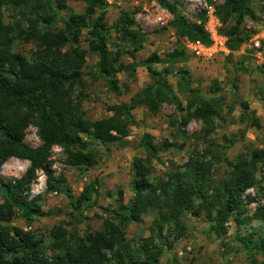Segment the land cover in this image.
Instances as JSON below:
<instances>
[{
	"label": "trees",
	"instance_id": "16d2710c",
	"mask_svg": "<svg viewBox=\"0 0 264 264\" xmlns=\"http://www.w3.org/2000/svg\"><path fill=\"white\" fill-rule=\"evenodd\" d=\"M74 1L84 5L83 14L71 13L66 0H0V172L10 159L29 163L19 179L4 180L0 175V264H160L164 253L183 238L185 217L202 219L217 238L227 236L233 225L239 246L264 257V150L248 146L235 160L226 158L229 147L213 138L216 123H226L219 87L213 86L207 99L191 90L195 103L184 109L167 81L169 68L187 62L184 49L172 51L164 59L135 63L147 41L135 13L122 11L109 25L107 0ZM154 1L171 16L169 28L177 42L198 43L204 48L212 45L205 29L206 12L190 19L177 0ZM254 2L224 0L213 7L220 25L217 34L226 40L230 53L238 52L257 34L246 27V23L258 25L263 20L264 7L257 8ZM22 46H30V50L24 52ZM124 55L131 65H121ZM88 58L95 63L86 74ZM156 64L164 66L163 71H157ZM139 66L147 70L149 86L127 103L109 107V117L90 120L81 106L87 98L82 93L85 77L104 81L120 95L117 74L125 71L134 78ZM176 73L188 86V73ZM164 104L180 113L181 127L191 120L201 123L197 140L205 146L203 151L154 181L153 162L161 164V160L151 137L146 136L140 143L146 158L132 161L133 197L124 203L119 194L114 204L104 208L99 230L79 228L99 196L96 182L90 181L80 195L68 196L72 223L37 234L34 224L50 216L42 211L41 197L29 200L25 196L37 174L45 176V193H68L62 177H55L51 170L52 149L62 150L69 169L88 171L97 164L98 148L118 145L130 136L136 109L156 114ZM243 109L248 111L246 105ZM252 122L253 127L259 126L256 117L252 116ZM29 127L36 129V148L25 143ZM224 142L233 145L235 140L224 138ZM251 189L256 197H245ZM255 202L258 205L250 216L248 206ZM145 217L151 218L148 238L129 242L128 227L142 223ZM16 219L24 227L13 225ZM253 222L261 224L253 228ZM242 227L249 233L243 235Z\"/></svg>",
	"mask_w": 264,
	"mask_h": 264
},
{
	"label": "rangeland",
	"instance_id": "374dc122",
	"mask_svg": "<svg viewBox=\"0 0 264 264\" xmlns=\"http://www.w3.org/2000/svg\"><path fill=\"white\" fill-rule=\"evenodd\" d=\"M109 8L106 20L112 25L120 16L122 11L135 13V21L142 33L147 36L143 50L136 55L135 63H143L153 57L164 59L172 51H185L188 60L169 68L171 74L167 81L172 86L176 97L184 109L195 103V97L191 90L198 91L203 98H209V91L213 86L219 87V96L224 97L222 116L226 123H216L213 138L229 148L226 158L230 161L251 146L264 150V15L262 23L254 25L246 23L247 29L257 32L248 42L243 44L238 52L230 53L226 47V40L217 34L219 23L213 15V7L222 4L224 0H177L182 3V13L194 19L199 10L206 12L205 29L209 33L212 45L203 48L196 44L177 42L174 32L169 28L172 21L171 16L163 10L158 2L154 0H107ZM173 3L175 0H164ZM211 2V3H209ZM255 6L264 7V0H255ZM66 6L71 13L83 14L84 5L74 0H66ZM160 19V22L158 21ZM85 36L83 37V41ZM115 39V37L113 38ZM255 44H258L257 48ZM86 49V44L82 43ZM22 51L28 52L30 46H22ZM121 49V46L118 48ZM94 60L88 58V69L94 64ZM121 65H131L132 61L126 56L121 57ZM157 71L165 68L161 65L153 66ZM184 70L188 73L189 85L185 86L176 73ZM117 94L109 90L107 84L102 80H93L86 76L83 95L87 98L82 102V109L90 120H98L110 116L108 108L121 103H127L133 96L140 93L151 83L145 67L136 69L134 78H129L125 71L117 74ZM246 105L248 111L243 109ZM230 109H233L230 113ZM135 126L131 128L130 136L118 145L98 148L97 164L88 171L69 169L64 164L62 150L53 148L49 157L51 170L55 177L61 176L64 183L63 188L67 194L45 193L46 179L39 172L37 178L30 185L40 190L41 206L44 213L50 216L37 221L33 229L37 234H47L53 227L59 224H71L69 216L70 204L68 196L77 197L85 185L95 181L99 196L96 205L86 213L85 220L79 228L95 232L100 229L102 219L105 217L103 209L114 204L115 198L122 195L124 203H128L132 197L131 183L133 180L132 161L134 158H146L143 148L140 147L142 138L151 137L152 144L158 150L161 164L153 162V180L163 178L172 167L183 165L195 152H202L205 146L197 140L201 129V123L191 120L185 127H181L182 119L175 107L164 104L156 114L145 108H138L133 112ZM252 116L259 121L258 127H253ZM224 138L234 144H226ZM25 143L31 147L39 146V140L34 127L26 131ZM29 167L26 161L10 159L1 168L0 175L4 180L19 179ZM264 181V167L261 172ZM264 186V183H263ZM256 197V192L251 189L246 192L245 197ZM258 204L255 202L248 206L251 216ZM264 206V198L261 200ZM151 218L145 217L142 223L133 224L127 229L129 242H137L148 238V228ZM185 231L183 238L176 241L173 247L166 251L160 264H264V257L256 253L245 252L234 240L236 232L233 225L227 236L217 238L209 233V227L202 219L185 217L183 219ZM261 223H252L257 228ZM15 226H23L20 219L13 222ZM264 226V225H263ZM241 233L248 234L249 231L242 227ZM227 243L226 248L223 246Z\"/></svg>",
	"mask_w": 264,
	"mask_h": 264
},
{
	"label": "built area",
	"instance_id": "2783aa9c",
	"mask_svg": "<svg viewBox=\"0 0 264 264\" xmlns=\"http://www.w3.org/2000/svg\"><path fill=\"white\" fill-rule=\"evenodd\" d=\"M201 12H205V11H203V10H199V11L197 12V14H198V13H201ZM213 12H214V11H213ZM158 21L160 22V19H158ZM196 45L201 46V45L198 44V43H196ZM255 46H256L257 48L259 47L258 44H255ZM203 48H204V47H203ZM39 195H40V190H38L37 187H31V188L29 189L28 193L25 194V196H26L29 200L34 199V198L38 197Z\"/></svg>",
	"mask_w": 264,
	"mask_h": 264
}]
</instances>
